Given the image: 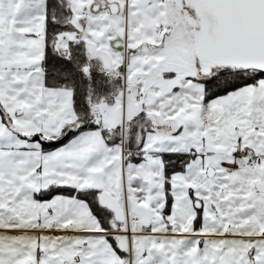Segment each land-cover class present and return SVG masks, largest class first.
Instances as JSON below:
<instances>
[{
    "label": "snow or ice",
    "instance_id": "snow-or-ice-1",
    "mask_svg": "<svg viewBox=\"0 0 264 264\" xmlns=\"http://www.w3.org/2000/svg\"><path fill=\"white\" fill-rule=\"evenodd\" d=\"M0 264H264V0H0Z\"/></svg>",
    "mask_w": 264,
    "mask_h": 264
}]
</instances>
